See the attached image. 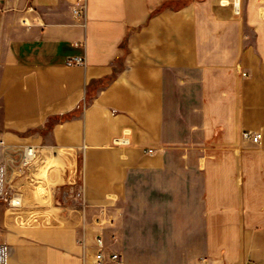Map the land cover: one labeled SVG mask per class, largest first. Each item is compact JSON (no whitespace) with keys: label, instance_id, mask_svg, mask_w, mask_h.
<instances>
[{"label":"crops","instance_id":"0c3cea01","mask_svg":"<svg viewBox=\"0 0 264 264\" xmlns=\"http://www.w3.org/2000/svg\"><path fill=\"white\" fill-rule=\"evenodd\" d=\"M73 2L0 0V136L43 158L0 200L9 264H94L97 235L106 264H264V0Z\"/></svg>","mask_w":264,"mask_h":264},{"label":"built area","instance_id":"2783aa9c","mask_svg":"<svg viewBox=\"0 0 264 264\" xmlns=\"http://www.w3.org/2000/svg\"><path fill=\"white\" fill-rule=\"evenodd\" d=\"M235 10L239 9V0H231ZM73 14L77 17H84L86 13V0H74L72 4ZM69 64H85L84 55L77 54L67 59ZM242 136L254 143H259L262 139V132L259 130L244 129ZM117 143H127L128 137L119 135L115 137ZM152 152L153 148L149 147ZM41 148L35 144L24 143L19 145H9L0 136V200L10 206L17 207L22 204L23 192L21 189L14 188L11 180L12 173L28 174L30 170L42 162ZM60 206L66 209H76L85 217L88 201L85 195V181L83 177L69 183L63 191L62 197L58 200ZM97 250L94 254V264H106L110 261H120L121 254L118 251L108 250L104 245L101 235L96 237ZM10 245L0 240V264H9ZM249 264H258L251 261Z\"/></svg>","mask_w":264,"mask_h":264},{"label":"rangeland","instance_id":"374dc122","mask_svg":"<svg viewBox=\"0 0 264 264\" xmlns=\"http://www.w3.org/2000/svg\"><path fill=\"white\" fill-rule=\"evenodd\" d=\"M48 169V167H47V165H45L44 167H43V169L41 170V172H39L37 175L38 176H46V170ZM2 201V200H1Z\"/></svg>","mask_w":264,"mask_h":264}]
</instances>
